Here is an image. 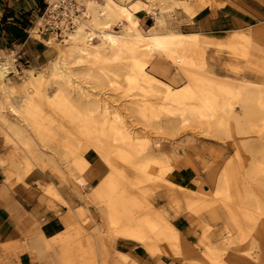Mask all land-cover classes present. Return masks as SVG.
<instances>
[{
    "label": "rangeland",
    "instance_id": "374dc122",
    "mask_svg": "<svg viewBox=\"0 0 264 264\" xmlns=\"http://www.w3.org/2000/svg\"><path fill=\"white\" fill-rule=\"evenodd\" d=\"M164 1L145 3L148 12L158 13L151 26L182 33L171 21L176 0ZM240 1L227 3L237 8L233 3ZM137 2L144 3L131 0L129 5ZM205 5L225 4L205 0ZM251 28H264V21L252 19L244 31ZM112 31L123 33L119 24ZM33 35L52 55L0 83V137L5 142L0 166L8 179L35 168L59 174L61 163L69 173L82 174L98 157L109 173L89 195L79 193L83 207H69L62 231L32 232L0 244V264H139L128 254L122 261L115 252L119 239L139 244L151 259L168 256L174 264H264L263 64L211 52L194 68L161 56L87 61L73 55L69 41L39 36L38 27ZM255 40V55L261 58L264 35ZM60 52L66 54L63 68L73 75L70 81L53 69ZM5 56L0 52V59ZM140 67L155 78V90L134 78ZM34 73L43 78L31 94L27 82ZM243 80L263 85L254 92L249 115L240 95ZM28 101L40 107L37 124L43 132L12 112ZM38 152L51 159L52 165L45 163L49 169L35 164L31 156ZM182 168L191 171L195 190L205 196L170 181ZM49 194L60 201L54 190ZM183 214L192 228L188 236L172 224ZM149 241H156L157 257L148 252Z\"/></svg>",
    "mask_w": 264,
    "mask_h": 264
},
{
    "label": "crops",
    "instance_id": "0c3cea01",
    "mask_svg": "<svg viewBox=\"0 0 264 264\" xmlns=\"http://www.w3.org/2000/svg\"><path fill=\"white\" fill-rule=\"evenodd\" d=\"M50 1L0 0V52L23 46L26 67L39 64L40 59H47L52 55V51L33 35V27ZM142 1L147 4V0ZM227 1L229 0H220L221 4H225L221 7L206 5L191 17L184 11V7L193 3V0H176V13L171 21L182 33L212 38H223L229 33L244 31L252 19L264 21V1L241 0L233 3L237 8ZM149 14L143 12L139 15L143 30V27L151 29L155 15H158ZM4 151L5 142L0 137V157ZM59 170V174H52L49 170L35 168L21 178L16 176L8 179L0 166L1 245L20 241L32 232L52 235L62 231L63 219L68 215L69 207H83L79 193L89 195L109 173V168L98 157L91 159L89 167L82 174L75 170L72 174L69 173L62 163L59 164ZM80 179L84 184L80 183ZM170 181L186 189L195 190L194 187L197 186L191 171L186 168L175 171ZM49 190H54L60 201L49 194ZM172 224L178 230L182 229L187 236L192 230L185 214L173 219ZM117 251L130 255L139 264H174L168 256L156 260L149 258L139 244L126 239L116 241L115 252Z\"/></svg>",
    "mask_w": 264,
    "mask_h": 264
},
{
    "label": "bare ground",
    "instance_id": "6f19581e",
    "mask_svg": "<svg viewBox=\"0 0 264 264\" xmlns=\"http://www.w3.org/2000/svg\"><path fill=\"white\" fill-rule=\"evenodd\" d=\"M79 1V4L85 7L83 9V18L66 41L70 42L69 48L73 50L74 56L78 53V55H82L87 61L102 59L109 62H117L125 57H129L130 59L140 57L144 61L152 56H161L169 58L176 63L194 68L200 66L202 62L204 63L203 59L211 52L216 54V56L224 53L229 56H235L236 58L246 59L251 64L261 63L264 65V53L261 58H257L255 55V39L264 35V28L255 30L251 28L249 31L232 32L225 38H212L201 34H168L162 33L158 27H152L146 32L141 28L139 15L143 12L152 13L148 12L145 3L137 2L134 7H131L129 5L131 0H101L102 2L99 0ZM172 3L177 4L176 1ZM205 6V0H193V3L184 7V11L193 17L199 9ZM115 24L120 25L123 31L122 34H117L112 31L113 25ZM159 24L160 26L164 24L163 19H159ZM145 32L147 35L144 34ZM95 40H97V43H95ZM65 65H67L66 54L60 52L58 59L53 63V69L60 72L61 77L67 78L70 81L73 75L66 70L67 68H63L66 67ZM158 68H160L159 64L153 67L154 71H157ZM256 68L253 69L257 70ZM249 69L251 68L249 67ZM133 76L136 80L142 79L149 83L150 88L153 90L159 86L155 82V78L148 75L144 68L134 69ZM7 78L8 75L5 73L3 65H0V83L6 84ZM39 78H43V76L34 73L32 79L27 82V89L31 94L36 90L35 83ZM193 84L199 85L196 81ZM262 86V84L243 80L240 95L246 114L249 115L254 112L253 95L255 90H259ZM12 112L22 122L28 123L37 131L42 130L43 132V129L37 124L40 107L36 103L28 101L22 107L13 106ZM1 122L6 123L4 119H1ZM17 136H21L20 130H18ZM103 136L105 135L103 134ZM122 140L126 143V139ZM112 142H114V145H117L119 138L115 137ZM74 154V151L71 150L70 155ZM31 157L37 165L40 164L41 166L42 163L45 167L48 166L46 164L52 165L51 159L44 157L39 152ZM50 167L48 166L46 169ZM179 188L192 192L185 187L180 186ZM140 189L142 190V188ZM193 192L201 196V198L205 196L200 190H194ZM183 200L185 201V199ZM155 242L149 241L146 244V248L150 254L157 257L159 251L156 249ZM118 253L122 257L123 262L127 260V254Z\"/></svg>",
    "mask_w": 264,
    "mask_h": 264
},
{
    "label": "built area",
    "instance_id": "2783aa9c",
    "mask_svg": "<svg viewBox=\"0 0 264 264\" xmlns=\"http://www.w3.org/2000/svg\"><path fill=\"white\" fill-rule=\"evenodd\" d=\"M83 9L77 0H51L33 30L38 27L39 36L54 37L64 43L82 20ZM5 53V58L0 59L5 73L8 76L22 75L26 66L23 59L24 47H11Z\"/></svg>",
    "mask_w": 264,
    "mask_h": 264
}]
</instances>
